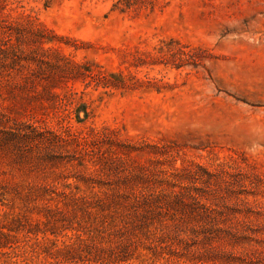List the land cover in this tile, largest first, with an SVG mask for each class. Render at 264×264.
Here are the masks:
<instances>
[{"label": "rangeland", "instance_id": "1", "mask_svg": "<svg viewBox=\"0 0 264 264\" xmlns=\"http://www.w3.org/2000/svg\"><path fill=\"white\" fill-rule=\"evenodd\" d=\"M0 24V264H264V0Z\"/></svg>", "mask_w": 264, "mask_h": 264}, {"label": "trees", "instance_id": "2", "mask_svg": "<svg viewBox=\"0 0 264 264\" xmlns=\"http://www.w3.org/2000/svg\"><path fill=\"white\" fill-rule=\"evenodd\" d=\"M2 29V25L0 24V30ZM146 204H148L149 205V208H151V209H153L154 207H155V202H153L152 203V200H146ZM156 206H158L157 204H156ZM107 209H111V207L110 206H108L107 207ZM99 211V210H98ZM1 231H3L4 232V230L2 229ZM11 231V230H10ZM2 233V232H1Z\"/></svg>", "mask_w": 264, "mask_h": 264}]
</instances>
